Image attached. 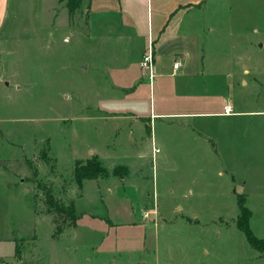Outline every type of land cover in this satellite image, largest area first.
Returning <instances> with one entry per match:
<instances>
[{
    "label": "rangeland",
    "instance_id": "rangeland-1",
    "mask_svg": "<svg viewBox=\"0 0 264 264\" xmlns=\"http://www.w3.org/2000/svg\"><path fill=\"white\" fill-rule=\"evenodd\" d=\"M4 2L0 264H264L235 221L242 194L251 232L264 236V197L254 176L243 185L238 174L234 186L214 154L221 119L208 122L201 141L184 132L165 147L147 140V120L131 132L127 116L153 112V91L148 83L124 94L116 88L140 74L144 46L118 0H93L89 26L84 6L71 16L66 0ZM188 12L181 29L200 35L211 108L264 106V0H204ZM175 96L171 108L184 107ZM137 128L148 134L134 144ZM92 152L108 174L119 167L81 188L74 167L88 169ZM40 182L73 210L74 224L67 220L60 235ZM144 205L156 213L143 214Z\"/></svg>",
    "mask_w": 264,
    "mask_h": 264
},
{
    "label": "crops",
    "instance_id": "crops-1",
    "mask_svg": "<svg viewBox=\"0 0 264 264\" xmlns=\"http://www.w3.org/2000/svg\"><path fill=\"white\" fill-rule=\"evenodd\" d=\"M4 1L0 0L1 13L6 7ZM92 1L84 0L81 5L85 8L87 24L89 17L96 10L92 6ZM203 1L118 0L119 13L131 22L136 37L144 42V46L140 49L137 55L138 59L135 61L140 74L136 73L130 82H127L128 79H126L124 84L117 85L116 88L124 94L140 83L149 84L151 93L153 91V112L131 113L127 118L133 123L130 124L131 132L139 125V119L147 120V123L144 122L150 134L147 140L150 142L158 140L164 147L169 144V137H177L178 134L184 132L185 135L191 136L189 138H193L195 142L201 141V134H205L203 131L209 128L208 122L212 118L221 119V122L216 124V128H213L219 131V134L213 133L210 138L214 139V143H211L214 154L226 161L231 173V183L234 186L237 176L242 177L243 185L253 181L254 176L256 190L262 192V197H264V106L237 107L224 103L221 109H212L209 102L205 100L206 94L210 92L206 86V80H204L206 73L203 68L204 61L197 57L201 46L200 35L196 31L187 32L181 29L182 21L188 15V11L194 9V6L195 8L199 7ZM149 39L154 43L153 73L155 76L152 83L144 77L139 67L141 55L146 51ZM176 60L180 62V66L174 70L172 66ZM125 68L128 69L129 64ZM200 75L202 81L198 80ZM180 82L184 84L182 87L184 91L178 90L177 83ZM174 91L175 95L180 96L184 102V107L176 110L171 108L173 99L176 97L173 94ZM225 106L229 107V113L224 112ZM112 117L117 118V115ZM178 117L181 121H176ZM137 129L141 135L139 134L138 139L134 137V144L141 143L148 134L144 135L140 128ZM157 134H159L158 137ZM92 153L93 157L101 163L97 153ZM100 165L107 169L104 164ZM118 167L119 165L111 167L110 174L112 176H115L114 169ZM110 174L103 177H108ZM141 208L143 214L145 210L148 213H156L154 210L153 212H151L152 210L148 211L145 205ZM261 236L260 238L264 239V236Z\"/></svg>",
    "mask_w": 264,
    "mask_h": 264
},
{
    "label": "trees",
    "instance_id": "trees-1",
    "mask_svg": "<svg viewBox=\"0 0 264 264\" xmlns=\"http://www.w3.org/2000/svg\"><path fill=\"white\" fill-rule=\"evenodd\" d=\"M84 0H66V7L68 9L69 15L72 14L82 5ZM90 165L88 169L86 166L80 165L76 162L73 175L74 179L78 183L80 187L84 180H88L89 178L103 177L107 176L108 172L106 169L100 165L99 161H89ZM118 168L114 169V173L117 172ZM38 187L47 190L46 191V201L45 203L48 205L46 211L51 214V222L54 226V235H60L65 229V224L67 220H70V224H74L75 216L71 212L73 210H69L66 207L62 206L60 202L57 201V198L52 193V188L44 183H38ZM46 187V188H45ZM236 206H238V215L235 219L236 227L238 230H241L246 236L247 242L254 249L260 251L264 256V239L260 238L256 235H253L249 228V222L251 217V211L245 205V196L242 194L237 195Z\"/></svg>",
    "mask_w": 264,
    "mask_h": 264
},
{
    "label": "built area",
    "instance_id": "built-area-1",
    "mask_svg": "<svg viewBox=\"0 0 264 264\" xmlns=\"http://www.w3.org/2000/svg\"><path fill=\"white\" fill-rule=\"evenodd\" d=\"M141 61H140V69L141 72L143 73L144 77L148 78L149 82H152L155 74L153 73V69H154V43L151 39L148 40V47L145 51V53L141 56ZM180 66V62L178 60H176L173 63L172 68L175 70L176 68H178ZM224 112L225 113H229V107L225 106L224 108Z\"/></svg>",
    "mask_w": 264,
    "mask_h": 264
}]
</instances>
